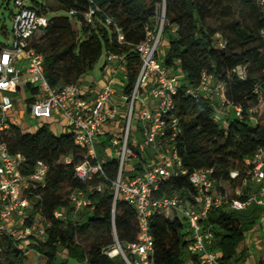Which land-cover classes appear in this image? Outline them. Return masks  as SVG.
Returning <instances> with one entry per match:
<instances>
[{
  "label": "trees",
  "instance_id": "trees-1",
  "mask_svg": "<svg viewBox=\"0 0 264 264\" xmlns=\"http://www.w3.org/2000/svg\"><path fill=\"white\" fill-rule=\"evenodd\" d=\"M29 1V8L47 17L52 10L61 13L48 17L39 42H31L44 57V74L52 87L81 82L105 53L126 62L127 94H131L140 71L136 49L146 38L145 28L164 13L161 44L165 52L158 57L183 84L173 97V114L179 120L181 134L172 146L188 174L213 169L222 182H230V172L241 170L246 159L264 148V124L255 119L257 107L264 101V0H55L53 7L51 3ZM90 11L92 21L88 22L86 15ZM109 18L113 20L111 24ZM117 28L123 43L118 42ZM1 46L5 45L0 42ZM204 75L211 77L213 87L221 84L225 88L229 107L220 108L227 114L221 122L216 119L213 101L217 98L213 94L186 93L189 88L199 87ZM25 88L34 95L31 85ZM235 108L240 109L239 114ZM0 145H5L12 155L23 156L22 174L26 177L33 173L38 161L49 167L44 187L34 195L40 198L36 210L52 219L53 225L48 241L29 242L27 251L39 253L45 264H126L121 256L110 259L104 254L117 242L122 247L137 242L139 235L135 209L121 198L114 202L112 182L118 172L114 158L104 160V178L81 181L75 167L87 152L75 144L71 131L56 135L49 125H44L35 133H24L12 123L0 131ZM130 147L138 155L134 174L142 172L143 165L152 163V154L142 152L133 139ZM72 192H82L90 206L76 221L72 217L66 222L53 219L55 211H69ZM176 193L187 198L196 193L188 175L165 180L153 196L170 197ZM35 214L32 212L31 217ZM259 214L260 210L253 206L243 212H227L224 208L212 211L208 220L214 227V249L220 250L223 264L231 260L242 263L246 258L247 237L251 233L258 237L260 233ZM149 226L155 264L196 262L187 250L190 232L185 224L154 213ZM90 237L93 241L86 250L81 242ZM22 246L7 235L1 237L0 264H25ZM61 253L68 261L60 259Z\"/></svg>",
  "mask_w": 264,
  "mask_h": 264
},
{
  "label": "built area",
  "instance_id": "built-area-1",
  "mask_svg": "<svg viewBox=\"0 0 264 264\" xmlns=\"http://www.w3.org/2000/svg\"><path fill=\"white\" fill-rule=\"evenodd\" d=\"M14 4L17 11L12 15V42L0 47V131L13 123L10 115L15 109L16 97L23 87L31 85L35 93L25 105L28 115L35 120L62 117L75 144L87 152L84 160L75 167L77 178L81 181L104 178V160L99 159L96 145L101 146L102 152L111 150V157L118 162L117 177L112 182L114 202L121 198L135 209L139 235L135 243L122 247L117 242L105 249V255L110 259L121 256L126 264H155L154 240L149 226L154 213L186 225L190 232L186 238L189 241L187 250L196 260L192 264H223L219 258L220 250L214 249V227L208 220L212 211L224 208L227 212H243L256 207L260 210L258 224L264 232V148L246 159L241 170L230 172L231 181L227 183L222 182L213 169H198L188 174L181 167V160L172 146L181 134L179 120L173 114V97L183 84L158 57L165 25L164 13L146 26V38L137 46L141 67L131 94H127L125 88L122 92L116 88V73H123L126 80V62L122 57L110 54L106 67L112 71V76L89 99L81 82L59 87L49 84L43 70L44 57L31 46L32 40L47 25L48 17L29 8V0H14ZM92 15L93 11L86 15L88 22L92 21ZM107 21L109 24L113 22L110 18ZM116 30L118 42L123 43V35L118 28ZM19 64H25V69L21 70ZM238 73L242 75L240 67ZM186 93L193 96L211 93L221 107H229L224 86L217 84L213 87L211 77L207 75L199 87L189 88ZM136 108H139L138 136L132 138ZM235 110L240 113L239 108ZM132 139L142 152H151L153 160L150 165H143L142 172L127 176L126 162L138 160L136 151L130 147ZM65 160L70 162L68 158ZM23 163L22 155H12L5 145H0V238L7 235L20 242L23 245L20 251L27 256L31 252L27 251L29 242L48 241L53 221L44 218L35 207L40 198L34 192L44 187L48 165L38 161L33 173L26 177L22 174ZM187 175L196 193L188 198L180 193L154 198L153 194L162 182ZM69 200V211L57 210L53 219L66 222L69 217L79 216L91 204L82 192H72ZM34 210L36 214L32 218ZM60 258L64 259L63 253ZM261 261L264 264V258L256 263ZM229 264L240 263L231 260Z\"/></svg>",
  "mask_w": 264,
  "mask_h": 264
},
{
  "label": "rangeland",
  "instance_id": "rangeland-1",
  "mask_svg": "<svg viewBox=\"0 0 264 264\" xmlns=\"http://www.w3.org/2000/svg\"><path fill=\"white\" fill-rule=\"evenodd\" d=\"M41 3V0H37ZM52 7L55 4V0H51ZM30 4V1H29ZM17 11L15 7L14 0H0V42L4 45H10L12 42V29H13V19L12 15ZM61 13L59 11H50L48 13V17L58 16ZM214 24V23H210ZM43 35L41 33L37 34L36 37L33 39L32 43L36 44L39 42ZM163 44L159 47V53L162 55L164 54ZM107 56L105 53L102 54L100 59L94 64L93 68L82 78L81 84L84 89H99L103 87L107 80L112 76V71L106 67ZM115 73V71H113ZM181 76V75H179ZM180 78V77H178ZM114 83L118 91L123 90L124 86L126 85V80L124 79V75L121 72L116 73V77L114 79ZM118 85H120L118 87ZM25 98V95H24ZM24 99L22 97H18L17 105L20 107L16 111V118H18V125L20 129L24 133H35L39 128L44 125H51L48 123V120H33L29 115H26L24 112L23 102ZM20 102V103H19ZM214 106L216 108V119L218 122L222 121V117L227 115L222 110H220L221 106H219V101L214 99ZM138 109L136 108L133 118V131H132V138L138 136V131L136 128L137 120H138ZM255 119L260 123L264 124V101L260 103L257 107ZM134 140V139H133ZM136 146V144H135ZM138 147V146H137ZM96 151L102 152V148L100 145H96ZM111 152V150H109ZM136 161H128L125 165V172L127 176H131L136 172V167L134 164ZM74 221L79 219V216L72 217ZM261 233H258L262 236L258 239V237H254L253 234H250V237H247L246 243L248 251L246 253V258H244L242 263L240 264H255L258 259L264 258V232H262V227H258ZM93 239L90 237L87 239L86 242H81L84 248L87 250L89 245ZM61 259V258H60ZM62 261H68L67 257L61 259ZM25 264H45L44 258L37 252L31 251L26 256ZM69 264H77L72 261H69Z\"/></svg>",
  "mask_w": 264,
  "mask_h": 264
},
{
  "label": "crops",
  "instance_id": "crops-1",
  "mask_svg": "<svg viewBox=\"0 0 264 264\" xmlns=\"http://www.w3.org/2000/svg\"><path fill=\"white\" fill-rule=\"evenodd\" d=\"M18 67L21 69V70H24L26 65L25 64H19ZM25 78H27V76H25ZM120 85H118L119 87ZM102 87H100L99 89H84V94L87 98L89 99H92L94 97V95L101 90ZM125 88V86H124ZM24 95H25V98H24ZM22 97L24 99V103H23V107H24V113L26 115H28L27 111L25 110V105L28 103V99L30 97V94L26 91V88L23 87L20 91V93L17 95L16 97V106H15V109L14 111L12 112V114L10 115L11 116V119L13 120V123H15L16 125H18V118H16V111L17 109H19L20 107L17 105L18 103V97ZM20 103V102H19ZM30 117V115H29ZM33 119V118H32ZM35 120V119H33ZM48 123L51 124L49 125L51 130L56 134V135H62V134H65L67 132H69L70 130L68 129L67 127V122L66 120H64L62 117H58V116H54L52 119H49L48 120ZM19 127V125H18ZM103 136H101V140H103ZM98 155H99V159L100 160H107L109 158H112L111 157V152H97Z\"/></svg>",
  "mask_w": 264,
  "mask_h": 264
},
{
  "label": "bare ground",
  "instance_id": "bare-ground-1",
  "mask_svg": "<svg viewBox=\"0 0 264 264\" xmlns=\"http://www.w3.org/2000/svg\"><path fill=\"white\" fill-rule=\"evenodd\" d=\"M114 254H116V252Z\"/></svg>",
  "mask_w": 264,
  "mask_h": 264
}]
</instances>
